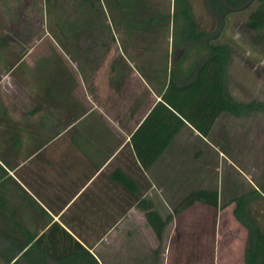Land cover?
I'll list each match as a JSON object with an SVG mask.
<instances>
[{"label": "crops", "instance_id": "crops-1", "mask_svg": "<svg viewBox=\"0 0 264 264\" xmlns=\"http://www.w3.org/2000/svg\"><path fill=\"white\" fill-rule=\"evenodd\" d=\"M20 21L0 34L1 263L64 264L65 232L99 264L117 258L119 264H206L199 255L196 262L183 255L170 260L171 248L187 247L181 235L191 227L181 219L205 204L173 215L175 197L167 195L170 207L157 189L171 182L158 171L174 153L169 142L161 148L157 120L150 117L156 103L141 112L144 99L137 95L132 103L112 105L123 95L126 67L100 73L89 61H77L79 50L41 54L33 67L31 50L23 48L31 35L16 32ZM17 44L23 45L17 50ZM148 211L163 219L172 214L161 235ZM242 247L236 264H244Z\"/></svg>", "mask_w": 264, "mask_h": 264}, {"label": "rangeland", "instance_id": "rangeland-1", "mask_svg": "<svg viewBox=\"0 0 264 264\" xmlns=\"http://www.w3.org/2000/svg\"><path fill=\"white\" fill-rule=\"evenodd\" d=\"M86 1L92 7L83 0H0V34L7 33L8 27L23 19L24 25L20 21L22 26H18L16 32L31 35V42L23 48L31 50L29 60L33 67L41 61V54L61 50H79L77 61H89L100 73L110 66L126 67L125 82L121 85L123 95L114 97L112 105L132 103L137 95L144 99L141 112L156 103L150 117L158 122L159 136L170 137L168 148L174 153L169 157L173 160L166 170L159 167L158 171L159 179L171 180L167 186L157 188L166 203L170 207L174 204L173 198L168 199L167 195L174 196L176 203L194 188L218 189L220 204L227 202L219 209L196 205L183 216L181 226L191 227L181 235L187 247L185 251L171 248L170 260H180L184 256L186 261L196 262L199 255L206 257V264H214L216 260L219 264V258L224 264L240 262L246 229L232 213L234 196L251 193L247 197V211L264 230V50L251 44L250 32L243 25L252 3L220 21L205 0H183L196 31L205 34L199 42L223 44L228 51L222 84L240 107L237 113H223L217 58L207 60L198 70L196 80L188 86L176 87L166 81L156 101L148 91L150 88L154 93L155 79L148 83L138 68L150 75L162 68L164 55L168 63L179 60L185 51L189 58L192 57V48L197 43L183 41L171 51L169 21L163 27L128 30L123 23L118 24V20L122 22L120 15L109 11L103 0ZM172 1L142 0L141 3L146 17L169 14L170 20ZM66 22L86 23L91 27L73 40L66 33L65 41L61 32ZM176 23L179 25L181 20L178 18ZM18 45L23 44H17V50L20 49ZM185 182L188 187L182 185ZM217 233L220 238L215 240ZM101 260L103 262V258ZM111 264H119L118 258Z\"/></svg>", "mask_w": 264, "mask_h": 264}, {"label": "trees", "instance_id": "trees-1", "mask_svg": "<svg viewBox=\"0 0 264 264\" xmlns=\"http://www.w3.org/2000/svg\"><path fill=\"white\" fill-rule=\"evenodd\" d=\"M103 1L107 5L109 11L117 12L120 15L119 19L122 22L118 20V24L123 23L128 30L148 28V26L163 27L164 24L167 26L169 21V24L171 25V51L180 47L183 41L197 43L192 48L194 50H192L193 54L190 58L188 57V51H185L179 60L168 63V57L167 55H164L161 60L162 68L154 70L153 73H151L152 75H147L143 73V68H138V72L148 83H151V79H155L157 87H154L153 91L156 95L160 96L162 94L166 81L171 82L176 87H185L192 84L196 80L198 70L204 65V63L210 58H217V80L220 85L222 98L221 111L223 113L238 112V108L240 107L239 104L232 100L222 84L224 65L228 57L226 46L223 44H212L208 41L205 43L199 42L205 34L196 31L195 23L191 20L188 11L184 7L183 0L172 1V14L170 15V20L169 14L165 16L166 18L162 14H159V16L146 17L144 8H142V0ZM83 2L86 3L87 1L83 0ZM205 2L213 13L219 16L220 21L225 20L227 15L231 12L240 10L249 5V3H252L253 6L248 12L243 25L244 28L250 32L251 44L255 47H261L264 50V0H205ZM87 3L92 7L90 2ZM178 18L181 20L179 25L176 23ZM115 26H117V24H115ZM87 27H91L90 24L66 22L63 25L65 31L62 30L61 33L65 36L67 35L66 33H69V36L77 39V36L83 34ZM108 32L110 33V30H108L107 33ZM110 39L113 41L111 33ZM168 64H170L169 68ZM152 113L153 112H151V114ZM144 126H146V123ZM168 142H170L169 136L160 137L161 148L167 145ZM252 193H255V190H252ZM250 194L251 193L239 194L232 198L231 201L235 203L232 213L235 219L246 229V244L243 251V263L264 264V230L255 223L254 219L247 211V197ZM195 202H200L213 208H221L227 205V202L220 204L218 189L194 188L190 189L179 199L172 209V214L175 215L179 213L183 209L193 205ZM144 207H147L146 204H144ZM147 213L154 229L159 235H161L163 227L171 220L172 214L163 219L154 211H148ZM62 238V258L64 264H99L80 243L72 239L68 234L63 232ZM14 254L15 252H13L12 255ZM24 254L25 253H22L21 256H24ZM10 259L6 261H9ZM14 262L11 264H14Z\"/></svg>", "mask_w": 264, "mask_h": 264}]
</instances>
